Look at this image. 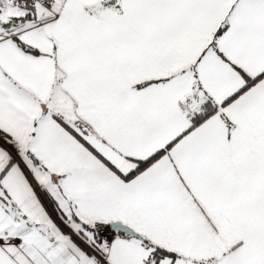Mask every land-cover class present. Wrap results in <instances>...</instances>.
<instances>
[{"label":"snow or ice","instance_id":"1","mask_svg":"<svg viewBox=\"0 0 264 264\" xmlns=\"http://www.w3.org/2000/svg\"><path fill=\"white\" fill-rule=\"evenodd\" d=\"M0 264H264V0H0Z\"/></svg>","mask_w":264,"mask_h":264}]
</instances>
